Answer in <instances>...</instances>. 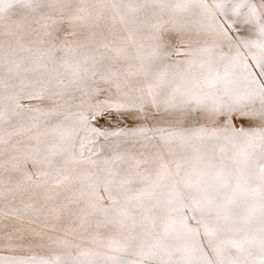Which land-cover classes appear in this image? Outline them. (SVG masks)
<instances>
[{
    "label": "snow or ice",
    "instance_id": "6c2138e0",
    "mask_svg": "<svg viewBox=\"0 0 264 264\" xmlns=\"http://www.w3.org/2000/svg\"><path fill=\"white\" fill-rule=\"evenodd\" d=\"M0 264H264V0H0Z\"/></svg>",
    "mask_w": 264,
    "mask_h": 264
}]
</instances>
